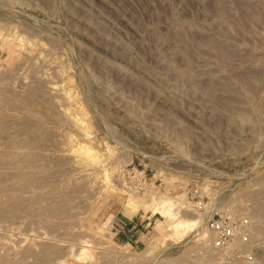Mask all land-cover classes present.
<instances>
[{
	"label": "rangeland",
	"instance_id": "obj_1",
	"mask_svg": "<svg viewBox=\"0 0 264 264\" xmlns=\"http://www.w3.org/2000/svg\"><path fill=\"white\" fill-rule=\"evenodd\" d=\"M14 31L26 39L11 50ZM0 33V149L30 157L25 177L0 181L19 191L0 198L1 261L32 262L50 241L65 246L53 264H214L196 232L164 241L158 214L130 218L123 191L136 172L139 192L179 196L197 161L254 220L249 264H264V0H0ZM44 76L56 97L31 85ZM70 78L109 180L76 151L92 141L67 121Z\"/></svg>",
	"mask_w": 264,
	"mask_h": 264
},
{
	"label": "bare ground",
	"instance_id": "obj_2",
	"mask_svg": "<svg viewBox=\"0 0 264 264\" xmlns=\"http://www.w3.org/2000/svg\"><path fill=\"white\" fill-rule=\"evenodd\" d=\"M0 37H3L1 33H0ZM4 39L11 48V50H13L23 45L25 43L26 37H24L22 34L18 33L17 31H14L13 34L7 35L6 38ZM59 64H60L59 62L53 60L52 62L49 63V66H51L54 69H58ZM60 72H62V70L60 71L58 70V73ZM36 77H34V81L32 80L33 83L31 82V85L34 84L36 89L39 90V92L43 91L40 93H45L46 95H49L47 97L54 98L57 96V91H56L57 88L51 85V83L46 80L48 79L47 77L45 79L44 76L43 77L44 79L41 80H39L40 78L38 79ZM66 83L69 84V91L66 92L65 97L68 100V102L72 103L75 106V110L66 108V112L64 111L67 115V121L70 123V126L73 128V130L79 133L78 135L79 140L92 141L90 143L80 144V146L76 148V151H78L80 154L85 155L91 163H95L94 166L97 167L98 170L104 173V177L106 180H109L111 178V172L110 170L106 169L103 165H100L98 163L100 159L97 153H95V148L92 146V143H94L96 140H94L93 138L94 131L92 129V126L90 125L91 115L87 111L85 102L82 101L80 94L76 90H74L73 79L70 78L69 81H67ZM30 87L32 88V86ZM33 89L35 88L33 87ZM56 103L57 100L52 101V104H50L51 107H55ZM29 159L30 157L21 151L9 152L0 149V181H5L7 179L6 178L7 174H9L13 170L16 172V175L18 174L20 178L25 177L26 172L24 169V165L28 162ZM263 183H264V179H259L256 180L255 182V184H259V185ZM23 187H24L23 185H20L19 189ZM155 187L152 185H146L144 191L139 192L138 190H135L133 186H129L126 183H123V188L125 190L123 188L122 189L128 195L127 202H128V206H130L131 208L130 218L139 211L143 213L144 217L147 215L149 216V218L158 214L164 220V222L167 223V230L162 234L163 237L162 240L164 239V241L178 240L185 237L188 233L191 232H196L198 233V235L204 232V227L199 217H197L194 214H191L187 218L183 217L184 211L182 209L183 207L182 205L184 203L183 202L184 193L176 197H168L161 194ZM13 190L14 189H8L0 186V198H4L6 200L9 199L12 201V199L15 198V195H11L8 192L9 191L19 192L18 190H14V191ZM11 203H13V201ZM11 207L12 206L10 207L8 206L7 208L6 205L4 206L0 204V222L3 220V215L8 210L9 211L12 210ZM52 209H55L57 212L64 213L66 211V205L60 207L59 205H56L52 207ZM162 224L163 222L161 221L157 222V225L160 227H162ZM115 233L116 230L115 232L112 233V235H115ZM38 242L39 243L36 242L37 249L35 250L27 249V251L30 253L29 255L34 256L33 258L34 260L30 262L29 260L30 258L27 257L25 260V264H53L57 259V255H59V250H63L62 248L65 247L63 245L55 246L53 243H50V241L49 242L38 241ZM88 246H89L88 244H84L80 246L78 248L80 252H78V250L76 249L77 252L80 253L78 255L86 254L87 252L86 249ZM75 252L72 251V253ZM0 264H10V263L7 261L0 260Z\"/></svg>",
	"mask_w": 264,
	"mask_h": 264
},
{
	"label": "built area",
	"instance_id": "obj_3",
	"mask_svg": "<svg viewBox=\"0 0 264 264\" xmlns=\"http://www.w3.org/2000/svg\"><path fill=\"white\" fill-rule=\"evenodd\" d=\"M188 174L190 183L184 191L182 209L199 217L208 231V236L204 239L197 233L193 234L202 245V254L213 258L214 264H249L250 238L255 227L250 214L237 209L230 201L224 200L225 178L212 164L196 161ZM127 178L135 190H140L136 182L141 178L136 176V172L132 174L130 172ZM143 221L144 219H141L133 229L137 226L143 228L141 224Z\"/></svg>",
	"mask_w": 264,
	"mask_h": 264
}]
</instances>
